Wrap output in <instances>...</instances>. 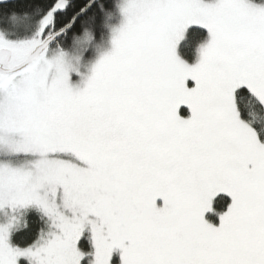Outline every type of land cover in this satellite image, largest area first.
<instances>
[{
  "label": "snow or ice",
  "instance_id": "obj_1",
  "mask_svg": "<svg viewBox=\"0 0 264 264\" xmlns=\"http://www.w3.org/2000/svg\"><path fill=\"white\" fill-rule=\"evenodd\" d=\"M8 4L0 264H264V0Z\"/></svg>",
  "mask_w": 264,
  "mask_h": 264
},
{
  "label": "trees",
  "instance_id": "obj_2",
  "mask_svg": "<svg viewBox=\"0 0 264 264\" xmlns=\"http://www.w3.org/2000/svg\"><path fill=\"white\" fill-rule=\"evenodd\" d=\"M28 3V0H14L9 2L7 5L8 7H16V8H23ZM0 7H3V5H0ZM32 227L35 228V222L32 223Z\"/></svg>",
  "mask_w": 264,
  "mask_h": 264
},
{
  "label": "water",
  "instance_id": "obj_3",
  "mask_svg": "<svg viewBox=\"0 0 264 264\" xmlns=\"http://www.w3.org/2000/svg\"><path fill=\"white\" fill-rule=\"evenodd\" d=\"M11 1H14V0H9V2H11Z\"/></svg>",
  "mask_w": 264,
  "mask_h": 264
}]
</instances>
